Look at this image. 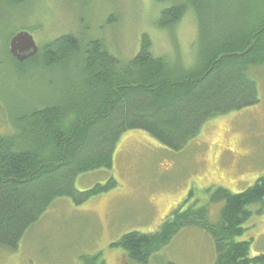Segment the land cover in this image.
Masks as SVG:
<instances>
[{
  "label": "trees",
  "instance_id": "obj_1",
  "mask_svg": "<svg viewBox=\"0 0 264 264\" xmlns=\"http://www.w3.org/2000/svg\"><path fill=\"white\" fill-rule=\"evenodd\" d=\"M15 3L0 0V9ZM217 5L215 0H170L160 12L157 25L170 31L188 12L197 18L199 50L191 65L155 53L148 34L125 63L100 40L84 46L72 34L54 38L23 62L11 55L22 69L26 64L48 68L77 59L80 87L13 119L14 132L0 135V246L17 250L55 199L67 196L80 204L115 186L116 180L110 179L81 191L75 180L94 169L111 168L115 148L127 131L143 130L180 150L209 119L259 101L249 71L264 66V1L261 11L245 19H230ZM215 189L209 202L222 204L218 223L210 222L205 206H189L170 214L157 232L132 231L111 246L148 264L175 234L197 226L213 239L216 264H264V253L250 255V240L237 239L251 217L264 212V175L238 193ZM102 256L82 254L80 259L82 264H106Z\"/></svg>",
  "mask_w": 264,
  "mask_h": 264
},
{
  "label": "rangeland",
  "instance_id": "obj_2",
  "mask_svg": "<svg viewBox=\"0 0 264 264\" xmlns=\"http://www.w3.org/2000/svg\"><path fill=\"white\" fill-rule=\"evenodd\" d=\"M15 1L0 9V135L14 132L13 119L80 87L77 59L48 68L15 66L9 42L19 31L31 33L40 49L63 34L76 36L84 46L97 39L123 63L140 49L143 34L150 36L155 53L168 55L172 62L181 59L191 65L198 54L194 13L188 12L171 31L157 25L170 0ZM215 1V8L226 9L230 19L233 15L245 19L261 11L264 0ZM249 73L258 86L256 104L209 119L180 150L143 130L127 131L115 148L111 168L94 169L75 180L81 191L110 179L117 184L80 204L67 196L55 199L17 250L0 246V264H82V254L98 252L106 264H142L111 244L132 231L157 232L170 214L189 206H205L210 222L218 223L222 204L210 203L215 188L238 193L264 175V66ZM245 227L237 239L251 241L252 257L264 253V212L253 215ZM216 260L207 231L190 226L155 252L148 264H216Z\"/></svg>",
  "mask_w": 264,
  "mask_h": 264
},
{
  "label": "water",
  "instance_id": "obj_3",
  "mask_svg": "<svg viewBox=\"0 0 264 264\" xmlns=\"http://www.w3.org/2000/svg\"><path fill=\"white\" fill-rule=\"evenodd\" d=\"M9 46L10 53L20 62L35 56L39 49L34 36L24 30L10 39Z\"/></svg>",
  "mask_w": 264,
  "mask_h": 264
},
{
  "label": "bare ground",
  "instance_id": "obj_4",
  "mask_svg": "<svg viewBox=\"0 0 264 264\" xmlns=\"http://www.w3.org/2000/svg\"><path fill=\"white\" fill-rule=\"evenodd\" d=\"M38 48H39V46H38ZM39 50V49H38Z\"/></svg>",
  "mask_w": 264,
  "mask_h": 264
},
{
  "label": "flooded vegetation",
  "instance_id": "obj_5",
  "mask_svg": "<svg viewBox=\"0 0 264 264\" xmlns=\"http://www.w3.org/2000/svg\"><path fill=\"white\" fill-rule=\"evenodd\" d=\"M39 51V50H38Z\"/></svg>",
  "mask_w": 264,
  "mask_h": 264
}]
</instances>
